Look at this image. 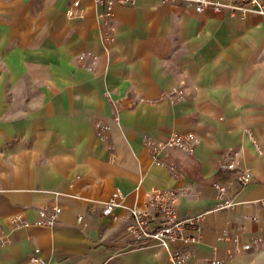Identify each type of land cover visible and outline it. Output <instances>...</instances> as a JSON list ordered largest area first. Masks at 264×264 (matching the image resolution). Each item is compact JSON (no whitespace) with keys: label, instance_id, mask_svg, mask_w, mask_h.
Returning <instances> with one entry per match:
<instances>
[{"label":"crops","instance_id":"0c3cea01","mask_svg":"<svg viewBox=\"0 0 264 264\" xmlns=\"http://www.w3.org/2000/svg\"><path fill=\"white\" fill-rule=\"evenodd\" d=\"M69 8L0 0V264H27L34 249L49 264H169L153 244L127 247L124 208L101 214L115 189L130 207L149 188H182L178 215L204 213L198 240L175 245L184 264H264V19L134 0L115 4L105 40L92 0L79 17ZM97 120L111 124L106 142ZM172 132L197 137L193 153L172 150L174 176L144 144ZM241 168L252 182L216 210L213 183ZM51 206L54 226L21 225Z\"/></svg>","mask_w":264,"mask_h":264},{"label":"built area","instance_id":"2783aa9c","mask_svg":"<svg viewBox=\"0 0 264 264\" xmlns=\"http://www.w3.org/2000/svg\"><path fill=\"white\" fill-rule=\"evenodd\" d=\"M82 0H70L71 8L68 9V17H79V6ZM97 8L96 18L105 28L104 39L109 40L110 35L107 22L113 16L116 3L133 2L134 0H92ZM162 1H181L190 3L197 12L205 9L213 11H227L230 14H257L264 19V0H162ZM111 124L105 120H97L94 124L95 136L106 142L110 136ZM245 133L251 139L254 146H257L251 132L245 129ZM149 151L152 164L163 168L168 175L178 174L176 158L171 153L172 150H180L191 154L197 144V137L193 134H182L172 132L165 139L146 138L144 141ZM228 170L235 168L234 161L225 165ZM253 174L249 169L241 168L235 175L226 182H215L213 187L217 193L218 204L216 210H226L234 206V195L240 189L251 183ZM184 189L172 188L159 190L149 188L140 196L138 203L127 207L124 206L125 196L120 189H115L109 199L103 203L101 214L104 217H111L117 208H124L127 212V223L124 227V235L130 240L127 247L157 246L160 251H164L169 264H184L190 256L187 249L176 247L189 239L185 236L188 232H195L197 236H192L190 240H198L200 235V223L204 213L191 216L180 217L176 211L175 203L179 195L183 194ZM260 206H264V200L260 201ZM58 206H51L38 211L37 218L32 221H23L22 226H41L52 227L58 220L60 214ZM76 222L85 229L87 226L82 215L77 216ZM251 245L245 244L243 249H249ZM157 256V253H155ZM27 264H49L39 255V250L34 249L29 257ZM195 264H224L217 258H208L197 261Z\"/></svg>","mask_w":264,"mask_h":264},{"label":"rangeland","instance_id":"374dc122","mask_svg":"<svg viewBox=\"0 0 264 264\" xmlns=\"http://www.w3.org/2000/svg\"><path fill=\"white\" fill-rule=\"evenodd\" d=\"M146 247H148V245L147 246H139V247H135L136 249H141V248H146Z\"/></svg>","mask_w":264,"mask_h":264}]
</instances>
